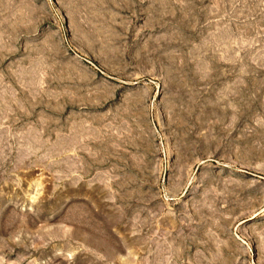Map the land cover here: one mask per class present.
Here are the masks:
<instances>
[{
	"label": "rangeland",
	"instance_id": "374dc122",
	"mask_svg": "<svg viewBox=\"0 0 264 264\" xmlns=\"http://www.w3.org/2000/svg\"><path fill=\"white\" fill-rule=\"evenodd\" d=\"M0 264H264V0H0Z\"/></svg>",
	"mask_w": 264,
	"mask_h": 264
}]
</instances>
